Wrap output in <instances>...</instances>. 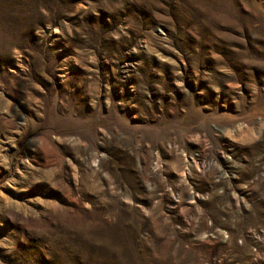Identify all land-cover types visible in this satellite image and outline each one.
Returning a JSON list of instances; mask_svg holds the SVG:
<instances>
[{"label":"rangeland","instance_id":"rangeland-1","mask_svg":"<svg viewBox=\"0 0 264 264\" xmlns=\"http://www.w3.org/2000/svg\"><path fill=\"white\" fill-rule=\"evenodd\" d=\"M0 264H264V0H0Z\"/></svg>","mask_w":264,"mask_h":264}]
</instances>
